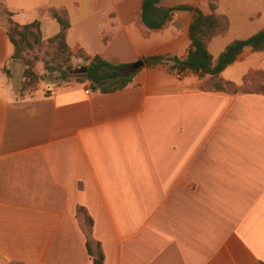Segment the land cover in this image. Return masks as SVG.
I'll return each mask as SVG.
<instances>
[{
  "label": "crops",
  "instance_id": "0c3cea01",
  "mask_svg": "<svg viewBox=\"0 0 264 264\" xmlns=\"http://www.w3.org/2000/svg\"><path fill=\"white\" fill-rule=\"evenodd\" d=\"M143 2L0 0L16 23L39 22L45 41L60 32L53 11H66L75 55L185 58L194 12L151 31L137 21ZM211 3L230 22L209 43L215 61L264 30V0L161 5L208 15ZM14 53L0 23V264H94L79 208L105 264H264V94L205 91L209 77L145 64L111 94L43 82L22 96ZM251 72H264V50L245 48L220 77L242 86Z\"/></svg>",
  "mask_w": 264,
  "mask_h": 264
},
{
  "label": "trees",
  "instance_id": "16d2710c",
  "mask_svg": "<svg viewBox=\"0 0 264 264\" xmlns=\"http://www.w3.org/2000/svg\"><path fill=\"white\" fill-rule=\"evenodd\" d=\"M161 2L162 0H144L142 10L138 14L137 21L139 24L151 31H161L169 25L176 12L192 11L195 14V19L190 27L191 45L187 56L183 59L172 56H155L145 59L146 65L171 64L172 69L175 71H189L202 78L209 77V80L203 86V90L209 92L264 94V72L249 73L245 77L242 86L226 82L220 77L228 66L237 61L245 48L251 47L256 52L264 50V30L248 39L232 42L215 61L209 51V43L215 37L226 35L230 28L229 19L217 13V4L211 3V14L206 15L197 7L189 5L165 7L161 5ZM0 8L4 15L0 18V23L6 28L9 39L15 47L12 60L21 62L25 66L24 82L19 90L22 96L27 93L29 88L36 91L37 87L35 86L39 81V77L34 71L33 64L27 58V54L35 47L42 46L45 42L54 48L52 61L47 65V70H59L58 66L62 67L67 64L74 56L82 57L89 62L87 66L88 73L83 77H79L80 80L77 82H90L93 89L100 90L105 94L118 92L130 86L136 74L142 69L128 75L126 70L132 64H113L99 56L91 58L81 52L75 55L67 43L71 22L66 11H53V16L60 25V32L57 36L45 41L39 22L20 25L11 18V13L3 5L0 4ZM50 65H55V67H49ZM254 84H257L256 88L253 87ZM78 212L84 221L82 228L87 239L88 255L94 264H105L101 244L96 242L92 236L93 219L82 208H79Z\"/></svg>",
  "mask_w": 264,
  "mask_h": 264
},
{
  "label": "rangeland",
  "instance_id": "374dc122",
  "mask_svg": "<svg viewBox=\"0 0 264 264\" xmlns=\"http://www.w3.org/2000/svg\"><path fill=\"white\" fill-rule=\"evenodd\" d=\"M1 10L2 9L0 8V18L4 16ZM53 51H54V48L45 42L43 43L42 46L35 47L34 50L30 51L27 54V58L33 64L34 71L37 73L39 77L38 84H36V86L34 85L35 87H37L36 89H39V87L43 84V82L48 83V84L58 85V86L59 85L68 86L74 83H78L77 81L80 80L79 77L84 76V75H75L71 73L72 71H75L77 69H80L86 66V65H83L82 63H78L77 61H74V59H72L70 62L63 65L62 67L58 66L59 70H55V71L47 70V65L51 63L52 61L51 57H52V54L54 53ZM15 62L19 63L23 69V80L19 88L20 90L24 82L25 66L21 62H18V61H15ZM49 67H55V65H50ZM15 71L18 72L19 69ZM15 71H14V75H15ZM253 87L256 88L257 84H254ZM33 92L34 90H32V88H29L26 94H31Z\"/></svg>",
  "mask_w": 264,
  "mask_h": 264
},
{
  "label": "water",
  "instance_id": "95a60500",
  "mask_svg": "<svg viewBox=\"0 0 264 264\" xmlns=\"http://www.w3.org/2000/svg\"><path fill=\"white\" fill-rule=\"evenodd\" d=\"M144 66H145V62L143 60H141V61H138V62L132 64L126 70V72H127L128 75H131V74L136 73L138 70H140ZM71 73L72 74H75V75H87V73H88V67L87 66H84V67H82L80 69H77L75 71H72Z\"/></svg>",
  "mask_w": 264,
  "mask_h": 264
},
{
  "label": "built area",
  "instance_id": "2783aa9c",
  "mask_svg": "<svg viewBox=\"0 0 264 264\" xmlns=\"http://www.w3.org/2000/svg\"><path fill=\"white\" fill-rule=\"evenodd\" d=\"M177 76H178L179 78H182V77H183V73H182V72H178ZM91 92H92V89H88V90L86 91L87 94H90Z\"/></svg>",
  "mask_w": 264,
  "mask_h": 264
}]
</instances>
